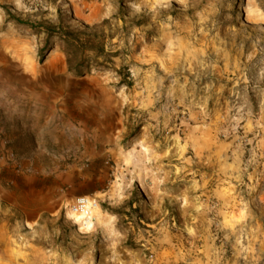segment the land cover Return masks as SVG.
I'll use <instances>...</instances> for the list:
<instances>
[{
  "label": "rangeland",
  "instance_id": "374dc122",
  "mask_svg": "<svg viewBox=\"0 0 264 264\" xmlns=\"http://www.w3.org/2000/svg\"><path fill=\"white\" fill-rule=\"evenodd\" d=\"M0 264H264V0H0Z\"/></svg>",
  "mask_w": 264,
  "mask_h": 264
},
{
  "label": "trees",
  "instance_id": "16d2710c",
  "mask_svg": "<svg viewBox=\"0 0 264 264\" xmlns=\"http://www.w3.org/2000/svg\"><path fill=\"white\" fill-rule=\"evenodd\" d=\"M7 16L10 22L45 35L47 50L52 45L59 43L67 54V64L71 69L76 71L93 68L108 69L113 64L112 58L115 56L106 51L104 34L95 29L75 30L66 26L61 18L58 24H54L49 21L22 20L9 12H7ZM128 85L131 86L132 83H128Z\"/></svg>",
  "mask_w": 264,
  "mask_h": 264
},
{
  "label": "bare ground",
  "instance_id": "6f19581e",
  "mask_svg": "<svg viewBox=\"0 0 264 264\" xmlns=\"http://www.w3.org/2000/svg\"><path fill=\"white\" fill-rule=\"evenodd\" d=\"M99 214L100 208L91 196L85 198V204L83 206L78 205L77 198L69 202L67 215L79 226L81 231L91 230L94 218L99 216Z\"/></svg>",
  "mask_w": 264,
  "mask_h": 264
},
{
  "label": "built area",
  "instance_id": "2783aa9c",
  "mask_svg": "<svg viewBox=\"0 0 264 264\" xmlns=\"http://www.w3.org/2000/svg\"><path fill=\"white\" fill-rule=\"evenodd\" d=\"M85 196L77 197V203L79 206H83L85 204Z\"/></svg>",
  "mask_w": 264,
  "mask_h": 264
}]
</instances>
